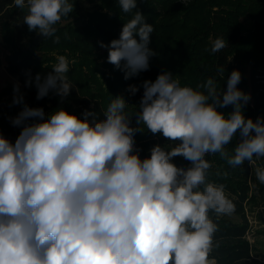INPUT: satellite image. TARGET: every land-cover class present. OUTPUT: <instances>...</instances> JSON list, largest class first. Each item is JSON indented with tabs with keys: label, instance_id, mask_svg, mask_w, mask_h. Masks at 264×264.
Here are the masks:
<instances>
[{
	"label": "clouds",
	"instance_id": "clouds-1",
	"mask_svg": "<svg viewBox=\"0 0 264 264\" xmlns=\"http://www.w3.org/2000/svg\"><path fill=\"white\" fill-rule=\"evenodd\" d=\"M117 2L125 14L136 11L118 39L100 46L127 80L149 70L154 27L138 0ZM13 6L26 10L23 24L45 38L75 11L70 0H13ZM226 48L218 37L210 53ZM69 65L59 55L46 76H35L38 100L50 91L62 99L70 94ZM241 79L233 70L225 89L217 91L209 78L199 91L163 71L143 81L137 112L129 115V103L119 96L102 120L93 112L81 119L63 107L46 117L43 108L25 104L11 120L21 128L15 142L0 134V264H217L218 226L210 213L230 216L236 206L224 184L208 181L206 156L219 154L232 168L264 158V118L245 116L251 94L238 88ZM128 90L134 95L139 88ZM13 103L23 97L14 96ZM228 106L231 112L222 111ZM144 129L171 146L155 144L141 158L135 136ZM237 134L229 153L226 146ZM176 157L188 166H177ZM254 174L264 184V167Z\"/></svg>",
	"mask_w": 264,
	"mask_h": 264
},
{
	"label": "trees",
	"instance_id": "trees-1",
	"mask_svg": "<svg viewBox=\"0 0 264 264\" xmlns=\"http://www.w3.org/2000/svg\"><path fill=\"white\" fill-rule=\"evenodd\" d=\"M79 1L70 0L73 3ZM83 1L98 7L90 12L85 11L87 17L79 26L70 22L57 24L55 36L44 38L38 51L71 48L85 56L92 54L93 57L100 53L107 58L108 50L101 47L100 42L109 44L113 39H118L123 24L132 18L136 10L123 13L117 0ZM137 7L145 15L146 22L154 27L149 47L156 55L150 59L149 70L126 80L123 71L108 62L99 66L90 57L69 67L67 76L73 88L67 97L62 99L50 91L46 97L38 100L34 78L37 74L42 78L46 76L56 63L55 56L41 54L40 63L29 69L28 78L20 86L26 101L14 109L0 108V134L15 142L21 128L14 126L11 120L25 104L43 108L46 117L63 107L81 119L85 112H93L96 119L102 120L103 112H106L111 101L123 96L129 103L126 112L131 115L138 111L144 91L143 81H154L164 71L163 66L166 67L165 71L173 73V78L179 80L181 86L199 91L203 89L198 86L209 78L215 80L217 91L225 89L228 75L233 70H239L242 79L238 88L251 94L250 102L244 107L245 116L253 121L258 117L264 118V78L261 77L264 74V0H138ZM25 11L14 7L13 0H0V45L17 49L33 40L37 33L30 32L22 22ZM245 15L253 22L252 29L247 33L241 20ZM218 37L225 38L227 48L211 54L212 42ZM83 63L87 66H83ZM221 66L225 68L223 74L218 71ZM27 81L33 82L31 86ZM130 85L137 86L139 91L131 94L128 90ZM222 111L231 112L232 107L228 106ZM144 131V134L137 133L135 136L141 158L147 157L149 149L155 144L171 146L172 142H167L161 135L154 136L147 133V129ZM238 142L239 134L226 146V150L232 153ZM206 159L212 165L208 181L224 184L226 193L236 206L230 216L217 218L210 213L218 226L212 256L217 264H264V255L259 251L256 240L252 241L249 236L254 223L264 224V184H260L254 174L256 167H264V158L252 165L245 162L237 168L229 166L219 154L206 156ZM173 162L177 166H188V162L181 157L174 158ZM255 233L258 234V231Z\"/></svg>",
	"mask_w": 264,
	"mask_h": 264
},
{
	"label": "rangeland",
	"instance_id": "rangeland-1",
	"mask_svg": "<svg viewBox=\"0 0 264 264\" xmlns=\"http://www.w3.org/2000/svg\"><path fill=\"white\" fill-rule=\"evenodd\" d=\"M73 4H75V11L69 14L68 17L62 18V21H61L62 24L70 22L74 26H79L83 18L87 17V14H85L84 12L85 11L90 12L93 10V8L97 9L98 7V6H94L91 3L89 4L83 0L79 1V3L75 2ZM103 10L105 11L107 9H103ZM241 20L243 23L244 32L245 33L249 32L253 27V22L251 18L245 15L244 17L241 18ZM15 51L16 49L12 47H5L3 45H0V108L1 107H4V108L11 107L12 109H14L15 107H20V105L23 104L24 101H26L24 94L21 93V87H20L21 84L13 76H11L10 73L8 72L10 59H11V56L15 54ZM63 51H65V53ZM63 51H60L59 48L58 49L55 48L48 52H45V50L38 51L37 55L45 54V56L47 55V56H55V57L59 55H64L70 61L69 67H72L74 63L76 62L81 63V62H84V60H87L90 57H92V54L89 56H85V55H82L79 51L75 52L71 48L63 49ZM92 58L96 60L95 64L99 66H103L105 62H107V58L103 54H100V53L94 54ZM72 61H74V63H71ZM83 66H87L86 63H83ZM161 68L164 71L166 69V67L164 66ZM247 70H248L247 72L249 73V69ZM261 77L264 78V74ZM17 84L19 85V93H14V85H17ZM16 95H21L23 97V103H20V104L13 103L14 96ZM253 231L250 233L249 236L252 241L256 240V245L259 251L264 255V224L254 223ZM257 231H258V234L255 233ZM255 236H256V239H255Z\"/></svg>",
	"mask_w": 264,
	"mask_h": 264
},
{
	"label": "water",
	"instance_id": "water-1",
	"mask_svg": "<svg viewBox=\"0 0 264 264\" xmlns=\"http://www.w3.org/2000/svg\"><path fill=\"white\" fill-rule=\"evenodd\" d=\"M55 27L58 28V26ZM44 38L36 34L28 45L17 48L15 54L11 56L8 72L20 84L28 78L29 69L40 63L41 56L37 55V52Z\"/></svg>",
	"mask_w": 264,
	"mask_h": 264
}]
</instances>
